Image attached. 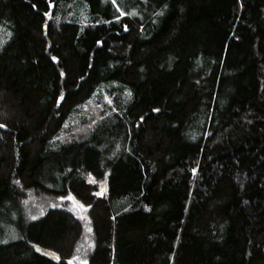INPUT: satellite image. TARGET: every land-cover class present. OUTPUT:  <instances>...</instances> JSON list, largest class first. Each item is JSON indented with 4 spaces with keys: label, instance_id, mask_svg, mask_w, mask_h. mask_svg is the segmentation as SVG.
Instances as JSON below:
<instances>
[{
    "label": "trees",
    "instance_id": "trees-1",
    "mask_svg": "<svg viewBox=\"0 0 264 264\" xmlns=\"http://www.w3.org/2000/svg\"><path fill=\"white\" fill-rule=\"evenodd\" d=\"M0 124V264H264V0H0Z\"/></svg>",
    "mask_w": 264,
    "mask_h": 264
},
{
    "label": "snow or ice",
    "instance_id": "snow-or-ice-1",
    "mask_svg": "<svg viewBox=\"0 0 264 264\" xmlns=\"http://www.w3.org/2000/svg\"><path fill=\"white\" fill-rule=\"evenodd\" d=\"M112 3H113V5H115V4H116V0H112ZM33 6L35 7V5H33ZM51 6H52V4L49 3V7H51ZM116 10H117L118 12H120V15H121V16H123V15L126 14L125 12L120 11L119 8H117ZM131 14L134 15L135 13L133 12V13H131ZM45 15H47V13H45ZM125 30H127V26H125ZM52 59H53V61H55L57 58H56L55 56H53ZM61 75H63V73H61ZM129 95H131V93H129ZM59 99H63V96L61 95V96L59 97ZM109 103H111V101H109ZM153 111H158V109H153ZM3 127H5V125L0 124V128H3ZM193 172H195V169H193ZM100 194H101V193H96V195H100ZM60 199H64V197H60ZM68 199H73V198H72L71 196H69ZM80 207L83 209V208H84V205L81 204ZM89 207H91V205H89ZM32 219H35V217H32ZM89 231H91V229H89ZM0 242H6V241H0ZM36 251H37V252H40L41 249H40L39 247H37V248H36ZM57 259H59V258L57 257ZM73 259H75V257H74ZM68 264H72V260H69V261H68ZM81 264H87V261H81Z\"/></svg>",
    "mask_w": 264,
    "mask_h": 264
},
{
    "label": "rangeland",
    "instance_id": "rangeland-1",
    "mask_svg": "<svg viewBox=\"0 0 264 264\" xmlns=\"http://www.w3.org/2000/svg\"><path fill=\"white\" fill-rule=\"evenodd\" d=\"M68 203H69V205L73 206L70 202H68ZM70 260H72V264H81V261H84L83 259L79 260L78 257H76L75 259H70Z\"/></svg>",
    "mask_w": 264,
    "mask_h": 264
},
{
    "label": "water",
    "instance_id": "water-1",
    "mask_svg": "<svg viewBox=\"0 0 264 264\" xmlns=\"http://www.w3.org/2000/svg\"><path fill=\"white\" fill-rule=\"evenodd\" d=\"M51 257H55L57 259V256L53 255V254H49Z\"/></svg>",
    "mask_w": 264,
    "mask_h": 264
}]
</instances>
